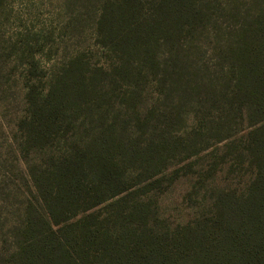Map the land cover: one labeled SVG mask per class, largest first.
Masks as SVG:
<instances>
[{"label": "trees", "instance_id": "1", "mask_svg": "<svg viewBox=\"0 0 264 264\" xmlns=\"http://www.w3.org/2000/svg\"><path fill=\"white\" fill-rule=\"evenodd\" d=\"M125 2L102 6L96 43L112 51L109 37L115 31L114 40L123 41L130 55L144 52L154 62L157 37L152 33L178 19L177 8L172 9L176 0H158L161 11L155 8L154 25L150 18H139L142 0ZM260 17L256 28H243L232 50L240 57L231 70L236 78L220 106L225 114L238 112L250 127L241 136L244 146L233 142L249 165L247 179L233 192L220 189L208 210L200 203L203 209L195 217L175 225L163 221L165 229L158 226L161 218L153 214L145 195L161 187L170 158L184 161V152L198 155L206 149L209 139L203 144L196 140H202V131L172 137L149 131L140 144L127 141L126 120L110 115L90 75L91 69L105 74L109 68L91 67L84 52L52 70L45 85L37 86L28 73L23 76L25 108L17 144L37 198L27 203L24 222L15 229L19 241L10 254L13 264H264V16ZM127 62L119 60L114 67L121 63L124 69ZM244 94L250 100L240 107L233 99ZM135 114L134 132L148 127L149 117ZM225 135L228 132L214 138L210 147L221 137H231ZM54 142L62 146L47 147L40 154L39 147ZM35 205L40 209L36 216ZM38 225L46 228L33 230Z\"/></svg>", "mask_w": 264, "mask_h": 264}, {"label": "rangeland", "instance_id": "2", "mask_svg": "<svg viewBox=\"0 0 264 264\" xmlns=\"http://www.w3.org/2000/svg\"><path fill=\"white\" fill-rule=\"evenodd\" d=\"M110 1L115 0H0V264H13L10 254L19 241L15 229L24 222L27 203L37 198L17 144L25 108L23 76L28 73L37 86L45 85L52 70L79 52H84L91 67L109 68L105 74L91 69L90 75L110 115L126 120L127 141L140 144L149 131L172 137L196 129L204 135L196 139L199 144L210 140L198 155L183 151L188 156L184 161L170 158L161 187L146 193L153 214L161 218L159 227L165 229L163 221L175 225L195 217L203 209L200 203L208 210L220 189L233 192L247 179L249 165L234 145H245L241 136L250 127L238 112L225 114L220 106L225 101L223 93L230 94L236 78L231 70L240 57L232 50L243 28H256L259 15L264 16V0H176L172 9L177 8L178 19L173 15L169 25L162 24L163 30L154 28L152 33L157 37L154 62L144 52L130 55L123 41L114 40L115 31L109 37L112 51L97 45L94 32L99 12ZM142 3L139 18H150L154 25L158 0ZM119 60L129 64L124 69L121 63L114 67ZM249 100L246 94L233 99L240 107ZM136 111L150 121L148 127H136L134 132ZM227 132L231 137H221L210 147L214 138ZM60 146L47 143L39 147L40 154L47 147ZM38 211L35 205V216ZM45 228L38 225L33 230Z\"/></svg>", "mask_w": 264, "mask_h": 264}]
</instances>
